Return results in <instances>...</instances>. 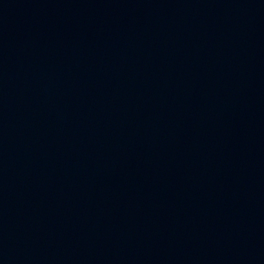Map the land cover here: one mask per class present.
<instances>
[{"label": "water", "instance_id": "obj_1", "mask_svg": "<svg viewBox=\"0 0 264 264\" xmlns=\"http://www.w3.org/2000/svg\"><path fill=\"white\" fill-rule=\"evenodd\" d=\"M0 264H264V0H0Z\"/></svg>", "mask_w": 264, "mask_h": 264}]
</instances>
